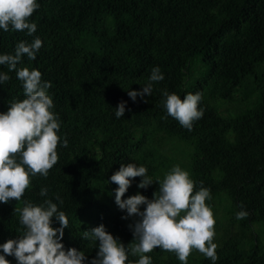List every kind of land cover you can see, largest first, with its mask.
Here are the masks:
<instances>
[{
  "label": "trees",
  "instance_id": "1",
  "mask_svg": "<svg viewBox=\"0 0 264 264\" xmlns=\"http://www.w3.org/2000/svg\"><path fill=\"white\" fill-rule=\"evenodd\" d=\"M37 3L29 21L36 32L0 29V55H14L21 41L42 40L36 59L23 56L17 68L39 70L42 81L51 83V111L60 122L59 160L47 178L32 177L20 201L0 203V244L23 234L15 209L25 201L40 205L51 199L69 220L61 241L65 249L84 251L90 261L96 242L81 237L100 224L127 246L133 241L132 222L121 219L125 214L115 204L111 175L121 164L145 166L154 183L139 189L137 177L124 198L139 192L152 199L159 188L155 182L179 165L196 190L201 183L210 190L206 205L215 225L222 208L221 221L235 229L224 230L216 241L215 264H264V0ZM153 67L164 80L153 84L151 96L134 102L127 92L140 91ZM0 72L10 76L0 84L3 113L10 101L25 97L16 72L6 65ZM164 90L181 99L200 93L203 116L191 131L167 115ZM122 101L125 114L117 119L115 108ZM168 147L180 158L167 155ZM41 188L48 189L47 197L39 195ZM241 210L248 216L237 220ZM52 226L59 227L54 218ZM148 255L152 264H181L174 253L159 248ZM6 259L17 264L12 256ZM137 259L129 254L126 264ZM188 264L212 261L194 250Z\"/></svg>",
  "mask_w": 264,
  "mask_h": 264
},
{
  "label": "clouds",
  "instance_id": "2",
  "mask_svg": "<svg viewBox=\"0 0 264 264\" xmlns=\"http://www.w3.org/2000/svg\"><path fill=\"white\" fill-rule=\"evenodd\" d=\"M39 8L37 0H0V29L7 32L26 31L32 35L37 25L30 18ZM43 42L36 37L31 43L21 41L15 54L0 55V65H6L9 72L15 71L22 82L24 99L9 102L6 112L0 113V203L20 201L31 187L32 177L47 178L50 170L58 163V146L61 137L57 134L60 122L51 111L54 107L48 95L51 83L42 81L39 70L27 67L17 68L23 56L35 60ZM10 80L7 73L0 72V84ZM164 80L159 67H153L148 82L140 91L129 90L128 96L135 102L139 96H151L153 84ZM161 101L167 115L191 131L195 121L203 116L199 108L200 93L186 94L183 99L175 93L164 90ZM125 114V102L115 108L117 119ZM63 147L68 140H63ZM141 177L139 189H147L154 181L148 169L136 163L121 164L110 177V183L117 185L114 190L115 204L126 212L121 219L132 218L128 225L133 241L125 246L109 233L103 224L83 231L82 240L96 242V256L88 261L84 251L76 248L65 249L61 243L69 220L58 204L45 199L35 205L25 201L19 212V223L23 234L0 244V264H10L7 256L15 258L17 264H126L129 254L138 257L134 264H152L149 253L159 248L174 253L181 264H188V258L195 250L215 264L218 259L214 243L215 219L213 211L206 205L211 199L210 190L202 186L196 190L195 182L187 171L176 165L162 180L156 181L159 188L152 199L140 194L124 198L132 180ZM39 195L47 197L48 189L41 188ZM56 200L63 204L59 195ZM141 206L143 210H141ZM243 207V206H241ZM248 213L241 210L236 219H245ZM53 218L59 227H53Z\"/></svg>",
  "mask_w": 264,
  "mask_h": 264
},
{
  "label": "rangeland",
  "instance_id": "3",
  "mask_svg": "<svg viewBox=\"0 0 264 264\" xmlns=\"http://www.w3.org/2000/svg\"><path fill=\"white\" fill-rule=\"evenodd\" d=\"M228 110H233L232 106L231 107H227ZM166 154L167 155H172L174 156L175 158H180V154L178 152H176V154L172 153L170 150H169V147H168V150H166ZM133 194H130L129 196H132ZM128 196V197H129ZM221 212H223V209L221 208L220 211L217 212L216 214V217L217 219H219L220 223H218L217 225H215V238H214V243H216V241H218L221 236H223L224 234V230H227L229 233H233L235 232V229L234 227L232 226H228V224L226 222H222L221 221ZM124 214L126 215V212H124ZM127 221H131L133 222L132 218H129Z\"/></svg>",
  "mask_w": 264,
  "mask_h": 264
}]
</instances>
